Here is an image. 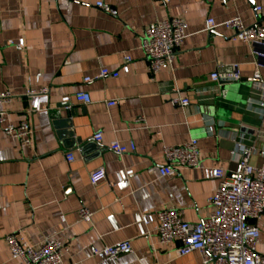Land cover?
<instances>
[{
  "label": "crops",
  "instance_id": "obj_1",
  "mask_svg": "<svg viewBox=\"0 0 264 264\" xmlns=\"http://www.w3.org/2000/svg\"><path fill=\"white\" fill-rule=\"evenodd\" d=\"M237 16L246 26H264V0H0V95L9 94L0 113L6 124L28 122L33 130L27 147L0 124V264H24L8 249L11 234L33 247L60 240L68 248L62 264H202L199 252L179 258L180 242L159 241L157 216L175 208L188 222L209 218L219 186L212 171L221 168L228 178L239 172L233 157L239 141L256 149L249 163L264 168V116L254 112L258 103L247 110L259 100L252 94L256 47L233 41L223 27L206 31L209 18L221 23ZM174 17L185 19L187 38L173 68L152 75L140 49L144 32ZM127 54L133 61L123 74ZM235 65L239 82L219 88L211 80ZM103 68L121 74L99 78ZM259 70L264 78V62ZM80 92L91 104L74 100ZM67 96L71 105L62 103ZM179 98L190 103L182 106ZM67 110L74 111L70 123ZM192 139L199 168L171 178L149 173L167 164L165 146ZM113 142L129 152L112 151ZM100 168L107 177L93 186L90 174ZM82 208L93 213L90 222L81 220ZM257 225L264 256V216ZM119 242H130L133 253L116 260L94 254Z\"/></svg>",
  "mask_w": 264,
  "mask_h": 264
},
{
  "label": "built area",
  "instance_id": "obj_2",
  "mask_svg": "<svg viewBox=\"0 0 264 264\" xmlns=\"http://www.w3.org/2000/svg\"><path fill=\"white\" fill-rule=\"evenodd\" d=\"M169 2V0H162ZM98 8L104 4L99 2ZM259 10V8H257ZM223 27L233 32L232 40L239 41L256 47L255 57L257 69L252 77V94L259 97L248 103L247 110H251L255 103L258 108L254 110L260 116H264V78L259 70L264 62V26H246L240 17H233L221 23H216L213 18L207 20L206 31H212ZM187 38V23L182 17H174L151 24L144 32L140 49L144 52L149 62V70L152 75L158 74L163 69H172L178 49ZM21 39L19 46H24ZM132 57L124 56L121 72L129 74L131 71ZM120 71H112L103 68L99 78H118ZM242 79L237 65L233 66V72L229 74L214 73L211 80L219 84V88L226 84L239 82ZM90 82L91 78H86ZM225 96L226 91L221 90ZM42 90L41 94H47ZM30 92L29 95H34ZM9 98V94H1L0 100ZM74 100L85 105L92 100L88 93L80 92L74 96ZM72 98L67 96L62 103L71 105ZM176 103L187 106L190 101L186 98L177 99ZM116 102H109L108 106H114ZM68 109L70 107H67ZM142 119V118H141ZM140 119V120H141ZM4 113H0V124H6ZM5 134L17 139L27 147L33 144V130L28 122L18 125L6 124ZM94 141L101 144L103 133L97 132ZM110 149L117 154H127L129 149L118 142L110 144ZM256 152L254 147L247 148L242 142L236 144L233 157L239 163V172L228 178L225 171L215 168L212 171L213 178L219 180L216 194L210 198L213 212L209 218L199 222L184 220L175 208L162 210L158 213V225L156 228L159 241L170 245L180 242L175 250L177 257L182 258L193 252H199L202 256V264H264V256L257 251L260 242V230L258 221L264 216V168L257 169L249 163L250 156ZM264 156V149L260 153ZM163 155L166 165L159 168H151L150 174L157 172L160 177H176L183 170L199 168L201 165L198 140L192 139L181 146H165ZM69 163L75 161L74 154L69 152L66 156ZM134 175L133 170L126 173ZM106 171L97 169L90 174V182L97 186L106 179ZM93 213L87 208L80 210L81 220L90 222ZM145 224H150L151 218H143ZM8 249L14 259H20L24 264H62L68 248L60 240L47 238L37 247L20 241L16 234L6 237ZM133 253L130 242H119L112 246H106L101 251L94 250V254H102L106 258L116 260L122 255Z\"/></svg>",
  "mask_w": 264,
  "mask_h": 264
},
{
  "label": "water",
  "instance_id": "obj_3",
  "mask_svg": "<svg viewBox=\"0 0 264 264\" xmlns=\"http://www.w3.org/2000/svg\"><path fill=\"white\" fill-rule=\"evenodd\" d=\"M73 114H74V111L67 110V116H68V119L65 120L66 123H70V122H69V121H70L69 119L72 118ZM79 143H81V142H79ZM85 148H86L87 150H89L90 146H86ZM92 148H93V147H92Z\"/></svg>",
  "mask_w": 264,
  "mask_h": 264
}]
</instances>
